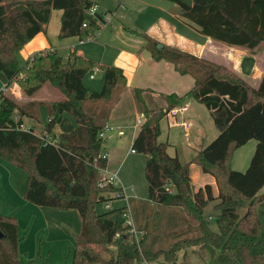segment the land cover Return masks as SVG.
I'll list each match as a JSON object with an SVG mask.
<instances>
[{
    "label": "trees",
    "instance_id": "16d2710c",
    "mask_svg": "<svg viewBox=\"0 0 264 264\" xmlns=\"http://www.w3.org/2000/svg\"><path fill=\"white\" fill-rule=\"evenodd\" d=\"M170 1L183 11L186 21L213 41L250 50L264 43V0H192L191 7L179 0ZM93 5L92 0H0V75L6 79L5 88L16 83L24 97L32 98L47 85L63 95L56 102L20 103L0 91V160L26 175L24 200L34 206L78 212L81 228L72 264H141L155 262L161 255L166 260L168 254L176 263L186 247L207 250L210 264H264V194H260L264 186V74L253 88L224 66L158 46L147 37V49L155 60L168 61L179 74L194 77L189 94L207 108L218 130L217 137L189 163H180L177 156L168 155L167 144L158 142V137L161 120L181 98L162 96L168 107L145 109L131 144L134 153L146 157L148 202L180 210L197 236L178 240L164 253L152 252L155 241L149 240L148 227L135 223L144 232L136 244L124 226L123 208L100 214L95 211L98 204L112 201L110 195L116 190L111 185L99 187L100 170L107 168V160L100 157L103 139L98 133L107 123L109 104L118 100L126 85L122 71L97 66L75 53L63 60L57 53L46 51L23 66L17 59L26 43L45 32L53 11L62 12L59 39L95 38L104 23L101 14L88 13ZM94 68L103 74L100 91L83 84ZM41 107L46 108L49 118L47 133L63 114L72 118L74 130L53 136L54 144L42 140L32 126L28 132L19 130L25 124L24 117L39 120L30 111ZM250 140L256 141V147L247 170H232L234 152ZM190 164L215 180L217 232L203 217L205 207L215 199L209 186L194 192ZM240 209H245L243 216L238 214ZM18 243L16 219L0 215V264H33L22 261ZM100 251L108 254L107 259Z\"/></svg>",
    "mask_w": 264,
    "mask_h": 264
},
{
    "label": "crops",
    "instance_id": "0c3cea01",
    "mask_svg": "<svg viewBox=\"0 0 264 264\" xmlns=\"http://www.w3.org/2000/svg\"><path fill=\"white\" fill-rule=\"evenodd\" d=\"M92 1L98 5L95 0ZM101 1L104 3V0ZM115 1L118 2L115 12L120 11L122 9L121 2L117 0ZM161 1L169 3L156 8L155 13L153 14H157L159 16L158 22L155 25H150L146 35L144 36H141V34H138L137 31L133 30H129L130 32L134 33L133 37L124 35L122 31L117 28L110 31L105 30L106 26L111 25L115 17V12H111L109 10L110 8L105 6H103V10H100V7L98 6V14H101L102 16L105 14H110L112 16L110 24L104 26L97 33L95 38L88 39L86 41H80L75 37L59 39L58 34L61 25L62 12L53 11L50 21L46 26L45 32L37 34L28 43H26L17 54V59L19 63L22 60L24 63H26L31 57H34L42 52L51 51L59 54L60 52L67 51L66 55L64 56L65 59H67L71 53H75L77 56L94 62L97 66H113L120 69L126 79V85L120 92L119 100L116 103L109 104L110 112L107 124L113 128V130L110 132H114L119 136L123 134L125 129L130 130L131 144L139 132L137 121L140 120L138 119L131 122L129 121L131 118L135 119L140 115H143V111L145 109H166L168 104L162 96L175 95L176 97L181 98V100L176 103L174 107H187L188 110L180 117L179 122H185L189 124L190 127L188 129H184L182 127H168L169 131L166 135V144L177 145V140L175 139L176 135L170 130L174 128H182L185 132V137L190 133L192 134V142L194 144L190 143V146L193 147L191 156L193 158L200 150L205 148L217 137L218 130L213 124L210 112L204 107V105L196 102L192 95L189 94L195 83L194 77L188 74H179L175 66L168 61L155 60L152 57L150 51L147 49L148 44L145 40V37L153 41L158 46L162 45L170 48H176L199 59L206 60L216 65L224 66L241 76L253 88H256L259 85V82L264 74V43H261L256 48L250 50L244 47L228 46L226 44L213 41L210 38L202 35L194 25L186 21V19L183 17V11L177 5H175L170 0ZM89 42L91 44L85 45ZM90 72L88 73V77L93 74V70ZM98 74L102 73L99 72ZM0 76L2 77L1 80H3V82L6 84L5 77L3 75ZM102 85L103 83H101L100 86H94L93 89H89L98 91L100 87L102 88ZM34 97L28 98V100L33 101L36 99ZM42 108H44L46 111L45 107ZM65 115L67 114H63L60 117L59 123L53 127L50 133H48L50 137L61 133H70L74 130V121L73 123H70V121L65 118ZM203 117L210 118L213 128L215 129L210 127L209 121H206V127L204 128L205 121L203 120ZM48 120L49 119H47V121ZM56 126H59V130H57V132L54 131ZM65 127L66 130H64ZM110 132H107L106 135ZM204 133H206V135ZM105 155L107 160V169L112 171V169L109 167L112 164L111 162L113 161L114 156L111 153ZM176 156L180 161V152L178 150L176 151ZM180 163L182 162L180 161ZM1 164H3V167L9 172V184L14 192L12 195L17 198V204H21V207L16 208L15 204L13 205V203L6 200L8 209H10V212L7 214L9 215L15 211L16 214L11 215L16 218V224L18 222V213H20V210L16 209H27L31 215L28 225L25 226V228L29 229V234L18 244V253L24 262L37 264L31 253L28 252V250L31 249L29 242L33 243L31 232L33 229L38 228V225L35 226L37 221L42 220V231L46 236L56 233L59 228H67V230L70 229V232L67 230H60L65 233L63 236L67 235L69 239H73V236L77 240L78 234L80 232V228L77 223L81 225V219H78L76 213H74L77 211H60L47 207L34 206L27 203L23 198V192L27 180L26 175L18 169L7 165L0 160V165ZM189 176L194 192L204 190L206 186H209L212 198L215 199L217 197L218 188L214 178L211 175L204 174L199 166L190 164ZM121 185L122 184L120 183V186ZM261 191H264V186L260 192ZM260 194H264V192ZM131 201L132 198L130 197L129 206L131 208L135 223L140 228L148 227L150 231L149 225L151 221L144 213V207L139 203ZM214 201L215 202L213 206L215 208V206L218 204V201L216 199ZM209 205L210 204H208L206 207ZM1 207L4 209L2 203ZM57 218L62 219V223L60 224L64 226L55 224V219ZM70 218L74 219L70 221V226H68L69 221L67 220ZM207 220L209 221V219ZM39 231L40 229L35 230V232ZM149 240L152 243L154 242V240ZM153 248H156L155 244ZM186 248H197L200 250L199 247ZM186 248L182 249L179 255H181ZM141 264H156V262Z\"/></svg>",
    "mask_w": 264,
    "mask_h": 264
},
{
    "label": "rangeland",
    "instance_id": "374dc122",
    "mask_svg": "<svg viewBox=\"0 0 264 264\" xmlns=\"http://www.w3.org/2000/svg\"><path fill=\"white\" fill-rule=\"evenodd\" d=\"M100 7V10H103L104 7L110 8L111 12H115V9L118 5V2L115 0H104V3L101 0H95ZM122 9L120 11L115 12V17L110 26H106L105 30L110 31L115 28L120 29L122 33L126 36L133 37L134 33L129 30L137 31L141 36L146 35V32L150 25H155L158 22V15L153 14L156 11L158 6L167 5L169 2L161 1V0H121ZM109 17L112 15L108 14ZM110 24V23H109ZM87 44H91L86 43ZM67 51L60 52L58 55L63 58V60H67L64 58ZM63 54V55H61ZM25 63L20 61V65L23 66ZM91 73V72H90ZM94 79L90 80L89 77L86 76L84 79V85L86 87L93 89L94 86H100L103 83V74L93 73ZM0 76V90L4 88L5 84L3 80H1ZM15 84H12L4 94L11 95L14 99L19 101L20 103H26L28 98L24 97L20 86L16 84V87L20 90L21 94L19 97H15L12 94V90L14 89ZM99 88V87H97ZM101 90L98 89V91ZM122 91V90H121ZM120 95V93H119ZM34 97V96H33ZM35 101H42L44 103L59 101L63 99V95L58 92V90L50 87L44 86L35 94ZM194 99V98H193ZM119 100V96H118ZM117 100V101H118ZM116 101V102H117ZM115 102V103H116ZM205 107V106H204ZM206 108V107H205ZM202 108V109H205ZM207 109V108H206ZM206 111V110H204ZM32 114H36L39 120L29 119L24 117L25 126L29 128L32 126L35 129V133L39 135H43L47 133L45 130V126L47 125V111L44 108H39L38 111H30ZM65 118L73 123V120L65 115ZM17 119V117L15 118ZM140 119L143 121V115H140L137 118H131L129 121L133 122ZM204 128L206 127V121H209L210 127L213 128V124L210 118L203 117ZM180 121V118H178ZM138 130L141 125H137ZM59 130V126L55 127L54 131L57 132ZM66 130V127L65 129ZM167 119L164 118L160 122V135L158 137V142L166 144V135L168 132ZM175 133V139L177 140V145H167V153L171 157L176 156V151L180 152V161L182 164H187L192 159V148L191 144H194L192 141V134L190 133L185 137V132L182 128H174L170 130ZM205 132V131H204ZM114 133V132H112ZM111 132L105 135L103 138V145L101 149V154H113L114 159L111 162L110 169L111 172L117 173V178L119 182L122 184L123 189L126 191V194L132 198L133 202L139 203L144 207V213L147 215L148 219L151 221L150 223V236L151 240L155 241L156 248L151 249L152 252L160 251L161 253L165 251H169L175 242L181 239L186 238H194L197 236V233L193 231L189 225H187L183 218L180 210L174 212V210L167 207L156 206L155 204L149 203L147 200L148 195V186L145 180V161L146 157L143 154L134 153L131 154V136L130 130L125 129L122 135H117L116 133L112 134ZM206 135V133H204ZM208 134V129H207ZM210 138V137H209ZM211 140V139H210ZM248 143V144H247ZM245 146L241 149L236 150L232 156L230 167L232 170L237 172H245L248 168L249 162L252 158L256 141L250 140ZM8 165V164H7ZM11 166V165H9ZM13 167V166H12ZM20 173V172H19ZM9 172L3 167V164L0 165V215L8 216L15 218L11 214H16L15 211L13 213L7 214L10 212L8 209L7 201L15 204L16 208L21 207V204H17L18 200L14 195H12L13 190L9 184L10 180L8 177ZM264 192V191H263ZM262 191L260 193H263ZM112 197V195H110ZM7 200V201H6ZM131 201V202H132ZM214 200L209 202L210 204L206 209H204V217L209 219L210 229L213 232H217V226L215 223V216L219 213L214 208ZM1 203L4 206V209L1 207ZM127 203L122 199H114L111 201V209H118L126 207ZM22 209V210H21ZM52 209V208H50ZM20 210L18 213V222H17V237L19 242H21L24 238L29 234V229L25 228L28 225L29 220L31 219L30 212L27 209L20 208L16 209ZM95 211L100 214L106 211L105 203L98 204L95 207ZM17 212V211H16ZM76 213L78 219H80L79 214ZM245 213V209L238 210L239 216H243ZM65 215V214H60ZM70 215V214H69ZM75 215V214H71ZM16 219V218H15ZM74 218H70L67 221H72ZM153 221V223H152ZM38 222V223H37ZM35 226L38 225V228L33 229L31 232L33 243L29 242L31 245V249L28 252L34 257V260L37 264H72L73 262V253L76 250V238L72 236L73 239H69L67 235L63 236L65 233L60 230H67V228H59L56 233H52L50 236H46L42 231V220L37 221ZM54 223V222H53ZM62 219H55V224L61 225ZM146 224V223H144ZM77 225L81 228L78 223ZM40 229L39 232H35V230ZM69 229V228H68ZM70 230V229H69ZM67 230L68 232H70ZM28 231V232H27ZM60 231V232H59ZM66 237V238H65ZM19 244V243H18ZM100 256L103 259H107L108 254L103 251H100ZM20 255V254H19ZM178 260L175 263L173 261V256L168 254L166 256V260L162 257L155 260L156 264H210L211 256L207 250H199L193 248H186L181 255H178ZM21 258V257H20ZM28 258V257H27ZM22 259V258H21ZM24 262V260L22 259ZM25 263V262H24ZM27 263V262H26Z\"/></svg>",
    "mask_w": 264,
    "mask_h": 264
},
{
    "label": "built area",
    "instance_id": "2783aa9c",
    "mask_svg": "<svg viewBox=\"0 0 264 264\" xmlns=\"http://www.w3.org/2000/svg\"><path fill=\"white\" fill-rule=\"evenodd\" d=\"M88 13L90 15H96L97 14V6L93 5ZM103 17V23L104 26L108 25L111 21V17H109L108 14H105L102 16ZM33 57H31L30 59H32ZM99 69L98 68H94L93 69V73H99ZM89 79H93V75L89 76ZM8 88H4L0 91L5 92ZM12 94L15 97H19L21 92L20 90L16 87V83H15V87L12 90ZM187 107L186 106H181V107H174L171 108L165 115L164 118L167 119V123H168V127L169 128H173V127H182L184 129H188L190 126L189 124L185 123V122H179L178 118H180L186 111H187ZM142 121L138 120L137 121V125H141ZM19 130L21 131H25L28 132L29 128L26 127L25 125H20ZM113 128L110 127L107 123L104 125V127L99 131L98 133V137L100 139H103L106 135L107 132L112 131ZM42 136V140H44L46 143H51L54 144L55 141L53 140V136L50 137L48 133H44ZM131 153H134L133 150H131ZM100 157L102 159H106V155H100ZM101 175H102V179L101 182L99 183V187L103 188L106 185H111L113 186L116 190L114 193H112V198L114 199H122L123 201H125L127 203L126 207H123L124 211H123V218H124V226L127 229V233L131 236V238L135 241L136 244H139V241L142 239L144 232L142 230H139L135 224L134 221V217L131 211V208L129 206V200L130 197L126 194V191L123 189L122 186H120L119 180L117 178V173L111 172L109 171L107 168L105 169H101L100 170ZM105 203V208L106 210H111V201H105L103 202ZM118 235H116L117 237Z\"/></svg>",
    "mask_w": 264,
    "mask_h": 264
},
{
    "label": "water",
    "instance_id": "95a60500",
    "mask_svg": "<svg viewBox=\"0 0 264 264\" xmlns=\"http://www.w3.org/2000/svg\"><path fill=\"white\" fill-rule=\"evenodd\" d=\"M181 1L183 4H185L188 7H191L192 5V0H179Z\"/></svg>",
    "mask_w": 264,
    "mask_h": 264
}]
</instances>
